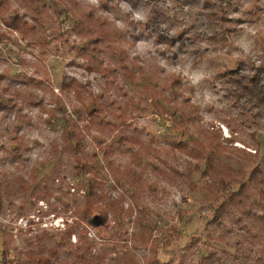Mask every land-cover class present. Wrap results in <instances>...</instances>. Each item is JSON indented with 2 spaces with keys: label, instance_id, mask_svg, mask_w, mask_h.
Instances as JSON below:
<instances>
[{
  "label": "rangeland",
  "instance_id": "374dc122",
  "mask_svg": "<svg viewBox=\"0 0 264 264\" xmlns=\"http://www.w3.org/2000/svg\"><path fill=\"white\" fill-rule=\"evenodd\" d=\"M262 70L264 0H0L4 264H264Z\"/></svg>",
  "mask_w": 264,
  "mask_h": 264
},
{
  "label": "trees",
  "instance_id": "16d2710c",
  "mask_svg": "<svg viewBox=\"0 0 264 264\" xmlns=\"http://www.w3.org/2000/svg\"><path fill=\"white\" fill-rule=\"evenodd\" d=\"M262 71H264V70H262ZM249 81L253 85L252 88H249L251 95H253L259 102L264 103V77L254 76V77H251L249 79ZM260 81L262 84L259 83ZM254 97H253V99H255ZM131 141H133V140H131ZM135 143H138V145H139L140 142H139V140H136ZM168 144L171 148H175V149L181 147L180 146L181 142L176 143L173 140L169 141ZM203 151L205 152V149ZM194 157L196 158L197 161H201V160L206 159L205 160V166H207V163L209 162V160L207 159L206 153H203L200 151V152H198V154L196 153V155H194ZM210 165H211V163H210ZM210 165L208 164L207 167L209 168ZM244 176H245L244 173H242V174L240 172L234 173L231 171H228V172L220 175V178H222V179H220V186H222V188L224 190L229 189L234 185H237V190L232 192L228 196L227 202L222 203L217 208L216 211H218L217 212L218 216L221 212H223V209L227 203L229 205H231V204L236 205L238 203H241V198L247 194V191L244 189V186H245ZM4 254H5L4 252H2V254H0V255H3V256H0L1 264H4L5 259H6V255H4Z\"/></svg>",
  "mask_w": 264,
  "mask_h": 264
}]
</instances>
